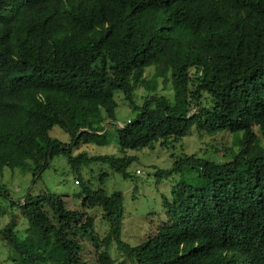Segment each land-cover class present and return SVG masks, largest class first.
Wrapping results in <instances>:
<instances>
[{
	"label": "trees",
	"instance_id": "1",
	"mask_svg": "<svg viewBox=\"0 0 264 264\" xmlns=\"http://www.w3.org/2000/svg\"><path fill=\"white\" fill-rule=\"evenodd\" d=\"M119 93L136 113L116 128L119 154L80 151L108 143ZM194 132L217 135L212 157L183 153L152 180L129 172V151ZM60 156L80 191L14 200L0 185L28 222L23 237L17 215L0 230L16 264H264V0H0V170L34 171L36 183ZM93 164L135 192L179 176L140 243L125 238L124 193H108Z\"/></svg>",
	"mask_w": 264,
	"mask_h": 264
},
{
	"label": "rangeland",
	"instance_id": "2",
	"mask_svg": "<svg viewBox=\"0 0 264 264\" xmlns=\"http://www.w3.org/2000/svg\"><path fill=\"white\" fill-rule=\"evenodd\" d=\"M152 67V66H151ZM148 67L146 74L152 77L154 69ZM158 91L163 92L169 96L173 94L171 85L164 87L163 79L159 78ZM146 94L144 88L138 90V102L142 103L143 96ZM119 107L117 109V121L115 125L108 126V143L102 145L96 144H84L81 150H88L93 155L106 154V153H118V145L116 141V128L121 124H126L128 120L133 119L136 116L128 106V102L123 98L121 93L118 94ZM51 135L62 141H69V135L66 134L59 127H54L51 131ZM226 139L229 141L233 140L234 137L227 136L222 140ZM218 140L217 135L209 136L202 135L197 136L196 132L186 137L184 141L177 143L174 147L166 150L161 147L160 144L155 145L152 149H145L142 151H129V155H135L137 159L129 168L131 174L141 175L142 180H152L154 174V166L161 169L171 168L174 162L183 154H199L202 153L205 157H212L210 151H206L211 147L207 144L215 143ZM79 151H76V153ZM119 154V153H118ZM121 155V154H120ZM221 156V155H220ZM223 158V157H222ZM104 169L109 173V177L106 178L104 188L108 193L115 191H122L125 195V205L128 213L126 214L125 224V238L132 244L140 243L146 234H149L150 229H156L158 222H161L160 217L162 214L156 217L150 216L148 212L157 206V210H161V204L165 196H169L171 193V183L175 179V175L170 178H165L160 185L159 190L156 189L154 183H141L137 192L134 191L135 184L129 180L123 178L119 173L112 170L108 165L101 166L100 164H93L89 172L85 170L89 175L94 172H98ZM138 170H141L139 173ZM83 174L86 175V172ZM34 171L23 172L20 169L12 170L5 168L0 170V185H5L9 190L14 200H19L29 192L34 194L39 193L40 190L48 187L53 192L59 194H73L74 192L80 191L81 187L76 181L75 175L72 173L70 166L67 163V159L64 156H60L54 159L51 168L47 169L42 177L35 183L33 181ZM179 177V176H178ZM176 177V178H178ZM95 187H99L100 183L97 180L93 181ZM13 215H17L19 218L18 230L21 236H25V230L28 226L27 219L24 216H20L18 210L10 207V200L0 196V230L8 223ZM155 221V222H154ZM97 228L101 234H106L109 227L102 223L99 219L96 221ZM13 251L9 245L1 238L0 234V260L3 264H16L11 258ZM125 259V258H124ZM123 257H120L118 264H121ZM122 264H129L128 261Z\"/></svg>",
	"mask_w": 264,
	"mask_h": 264
},
{
	"label": "built area",
	"instance_id": "3",
	"mask_svg": "<svg viewBox=\"0 0 264 264\" xmlns=\"http://www.w3.org/2000/svg\"><path fill=\"white\" fill-rule=\"evenodd\" d=\"M138 172H141V170H138Z\"/></svg>",
	"mask_w": 264,
	"mask_h": 264
}]
</instances>
